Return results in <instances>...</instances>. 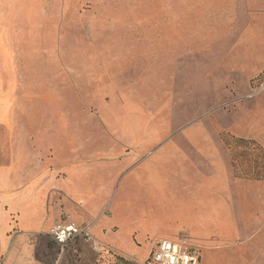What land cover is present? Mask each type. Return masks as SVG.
I'll return each mask as SVG.
<instances>
[{"label": "rangeland", "instance_id": "1", "mask_svg": "<svg viewBox=\"0 0 264 264\" xmlns=\"http://www.w3.org/2000/svg\"><path fill=\"white\" fill-rule=\"evenodd\" d=\"M41 8L50 15L40 26L54 28L40 29L37 59L17 46L11 70L0 50L2 71L13 72L0 83V151L56 153L59 169L85 162L81 144L120 145L124 157L156 135H232L236 173L264 182V0Z\"/></svg>", "mask_w": 264, "mask_h": 264}, {"label": "crops", "instance_id": "2", "mask_svg": "<svg viewBox=\"0 0 264 264\" xmlns=\"http://www.w3.org/2000/svg\"><path fill=\"white\" fill-rule=\"evenodd\" d=\"M43 5L49 0H0L8 69L17 46L36 60L40 29L54 28L40 26L50 15ZM6 71L0 83L13 77ZM238 140L156 135L124 157L120 145L81 144L85 162L59 169L56 153L0 151V264H139L160 240L183 242L200 264H264V182L236 173L226 142ZM66 225L89 239L59 249L51 233Z\"/></svg>", "mask_w": 264, "mask_h": 264}, {"label": "built area", "instance_id": "3", "mask_svg": "<svg viewBox=\"0 0 264 264\" xmlns=\"http://www.w3.org/2000/svg\"><path fill=\"white\" fill-rule=\"evenodd\" d=\"M75 237L89 239L87 229H75L71 225L54 229L51 238L59 249L65 246ZM149 264H200L199 254L185 246L183 242L160 240L150 253Z\"/></svg>", "mask_w": 264, "mask_h": 264}, {"label": "bare ground", "instance_id": "4", "mask_svg": "<svg viewBox=\"0 0 264 264\" xmlns=\"http://www.w3.org/2000/svg\"><path fill=\"white\" fill-rule=\"evenodd\" d=\"M30 8V7H29ZM9 16V15H8ZM0 56H2V55H0ZM6 63V62H5ZM1 66V65H0ZM3 66V65H2ZM2 66L0 67V70H2L3 68H2ZM2 68V69H1Z\"/></svg>", "mask_w": 264, "mask_h": 264}]
</instances>
